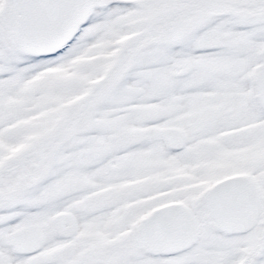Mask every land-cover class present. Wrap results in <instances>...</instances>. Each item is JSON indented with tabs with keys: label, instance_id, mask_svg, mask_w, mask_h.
Returning <instances> with one entry per match:
<instances>
[{
	"label": "snow or ice",
	"instance_id": "1",
	"mask_svg": "<svg viewBox=\"0 0 264 264\" xmlns=\"http://www.w3.org/2000/svg\"><path fill=\"white\" fill-rule=\"evenodd\" d=\"M0 264H264V0H0Z\"/></svg>",
	"mask_w": 264,
	"mask_h": 264
}]
</instances>
